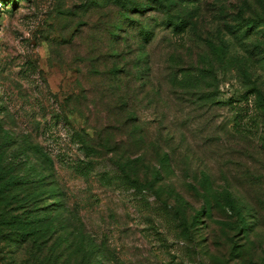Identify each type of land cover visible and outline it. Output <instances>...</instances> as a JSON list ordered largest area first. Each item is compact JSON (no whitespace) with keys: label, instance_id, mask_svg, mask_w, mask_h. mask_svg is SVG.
<instances>
[{"label":"rangeland","instance_id":"rangeland-1","mask_svg":"<svg viewBox=\"0 0 264 264\" xmlns=\"http://www.w3.org/2000/svg\"><path fill=\"white\" fill-rule=\"evenodd\" d=\"M0 148L62 194L0 264H264V0H0Z\"/></svg>","mask_w":264,"mask_h":264},{"label":"trees","instance_id":"trees-1","mask_svg":"<svg viewBox=\"0 0 264 264\" xmlns=\"http://www.w3.org/2000/svg\"><path fill=\"white\" fill-rule=\"evenodd\" d=\"M122 6L128 8L127 5ZM132 9L142 13L144 7L133 5ZM165 25H171L173 32L178 36H182L190 27V22L179 17H172L167 20ZM140 35L147 41L150 40L152 32L146 28H141ZM201 72L202 75L207 77L211 75L207 70ZM237 118L238 123H242V113L238 112ZM77 140L88 160L79 159L77 163L71 165L82 174H85L94 162L93 158L97 157V152L95 151L96 148L86 143L82 137L79 136ZM33 151L43 159L42 161L45 164H47V160L51 161L48 154L39 147H35ZM3 156H5L4 149L2 153V148H0V240L13 242L21 246L31 242L36 246L42 245L43 241H48L53 236L59 235L58 232L53 230V227L57 226L59 221L53 219L52 211L47 209L48 206L44 207L43 203L47 197L53 195V197L59 198L62 194H55L54 187L52 190H44L55 184L53 181L50 182L48 177L27 178L23 173H20V170L19 173L16 172L18 170L14 171L12 166L14 164ZM2 161H5L4 164H1ZM117 165L127 178L135 184H140L136 180L140 173L138 170L127 169V166L121 163H117Z\"/></svg>","mask_w":264,"mask_h":264}]
</instances>
